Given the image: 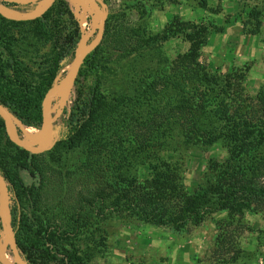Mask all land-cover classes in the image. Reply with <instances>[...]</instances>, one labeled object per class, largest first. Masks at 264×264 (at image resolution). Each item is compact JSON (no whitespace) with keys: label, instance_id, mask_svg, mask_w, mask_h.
<instances>
[{"label":"trees","instance_id":"1","mask_svg":"<svg viewBox=\"0 0 264 264\" xmlns=\"http://www.w3.org/2000/svg\"><path fill=\"white\" fill-rule=\"evenodd\" d=\"M70 10L56 0L32 21L0 17V104L24 126L39 128L44 93L75 57L81 32ZM262 10L249 14L257 20ZM136 14L127 29L105 19L45 152L14 146L0 120V175L28 264H90L107 253L115 219L180 232L214 213L264 205V87L239 95L232 76L199 61V29L179 22L152 34L143 7ZM173 38L187 48L170 59L163 43ZM213 146L225 157L207 161L188 191L185 153Z\"/></svg>","mask_w":264,"mask_h":264},{"label":"rangeland","instance_id":"2","mask_svg":"<svg viewBox=\"0 0 264 264\" xmlns=\"http://www.w3.org/2000/svg\"><path fill=\"white\" fill-rule=\"evenodd\" d=\"M36 1L0 3L8 10L25 14L37 7ZM63 1L68 3L80 28L81 37L76 49V53H79L94 38L98 18L91 5L92 13H87L73 5L71 0ZM83 1L89 4L87 0ZM101 2L105 19L114 16L111 19L115 22V29L135 27L138 21L136 9L139 7L145 10L146 25L152 34L161 32L171 23L177 25L179 22L183 29H199L205 36V44L199 53L201 63L215 73L232 76V88L241 96L252 97L264 87V11L255 21L249 14L253 7L264 9V0ZM186 48L187 43L181 38L163 43V50L170 59L176 53H183ZM68 69V66L65 67L53 83ZM73 99V85L53 94L49 102L51 128L64 122ZM18 131L19 136L30 141ZM41 145L42 141L35 147ZM224 157V151L218 146L188 150L184 158V185L187 190H193L207 161H220ZM51 181L56 182L57 177L51 176ZM9 207L11 211V201ZM0 250L2 259L14 264L5 246L1 228ZM90 264H264V205L255 212L238 215L214 213L197 226L187 225L180 232L134 220L115 219L107 237V253L95 256Z\"/></svg>","mask_w":264,"mask_h":264},{"label":"water","instance_id":"3","mask_svg":"<svg viewBox=\"0 0 264 264\" xmlns=\"http://www.w3.org/2000/svg\"><path fill=\"white\" fill-rule=\"evenodd\" d=\"M56 0H45L44 3L36 10V8L29 13L11 14V10L6 9L0 3V17L5 20L24 22L32 21L40 18L55 2ZM94 9L98 21L95 36L88 44H86L79 53H75V57L71 62L69 69L62 75L55 83H53L44 93L40 102V116L41 122L37 128V135L30 141H23L13 130L10 122L11 114L8 110L0 104V120L2 121L3 130L6 138L10 143L19 149L25 150L31 154H39L44 152L50 146L52 138L51 127L49 123V102L53 94L60 93L69 89L76 78L78 69L80 68L84 58L92 52L100 43L102 39V32L105 23V11L101 0H87ZM21 124V123H20ZM22 125V124H21ZM46 138V142L41 147H35L38 142ZM10 195L7 184L0 175V228L5 242V246L9 249L13 258L14 264H28L18 252L13 236L11 226V212L9 207ZM1 263V261H0ZM2 264V263H1Z\"/></svg>","mask_w":264,"mask_h":264},{"label":"bare ground","instance_id":"4","mask_svg":"<svg viewBox=\"0 0 264 264\" xmlns=\"http://www.w3.org/2000/svg\"><path fill=\"white\" fill-rule=\"evenodd\" d=\"M0 1H4V2H20L21 0H0ZM45 0H37L35 3H37V7H36V10L42 5V3H44ZM73 5H75L77 8H82L84 9L85 12L87 13H92V9L90 7V4L86 5L87 3L83 0H71ZM86 6H89V7H86ZM11 14H15L14 11H10ZM71 66V65H70ZM68 66V67H70ZM10 122H11V125L13 127V130L15 131V133L19 136L18 134V129L24 134L25 138L26 139H33L37 133H38V130L35 129V128H32V127H27V126H24V125H21L15 118H13L12 116L10 117ZM23 141H25L21 135L19 136ZM42 145H44V143L46 142V138L42 139ZM41 145V146H42ZM40 147V146H39ZM1 252V250H0ZM1 255V254H0ZM0 261L2 264H8L6 263L2 257L0 256Z\"/></svg>","mask_w":264,"mask_h":264}]
</instances>
